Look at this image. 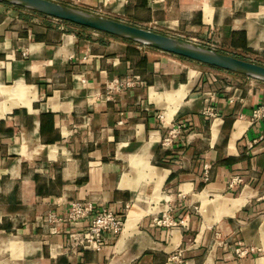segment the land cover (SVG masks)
I'll return each instance as SVG.
<instances>
[{"label":"crops","instance_id":"obj_1","mask_svg":"<svg viewBox=\"0 0 264 264\" xmlns=\"http://www.w3.org/2000/svg\"><path fill=\"white\" fill-rule=\"evenodd\" d=\"M52 1L264 65V0ZM21 12L0 9V264H264V82ZM72 200L93 214L53 231ZM103 207L121 236L72 246Z\"/></svg>","mask_w":264,"mask_h":264},{"label":"water","instance_id":"obj_2","mask_svg":"<svg viewBox=\"0 0 264 264\" xmlns=\"http://www.w3.org/2000/svg\"><path fill=\"white\" fill-rule=\"evenodd\" d=\"M14 6L42 13L55 19L85 26L108 34L131 39L144 46H152L163 52L207 63L212 66L241 73L252 79L264 82V65L231 54L200 46L186 40L162 35L150 29L127 24L114 18L91 13L79 8L52 0H0Z\"/></svg>","mask_w":264,"mask_h":264},{"label":"built area","instance_id":"obj_3","mask_svg":"<svg viewBox=\"0 0 264 264\" xmlns=\"http://www.w3.org/2000/svg\"><path fill=\"white\" fill-rule=\"evenodd\" d=\"M197 44V43H196ZM141 83V76L138 74L130 73L122 77H116L113 81L106 85L105 93L108 98L113 97L114 93L131 89ZM253 117L255 120L264 118V104H261L254 111ZM174 133L165 138L164 144H169L172 142ZM205 179H208V165L205 173ZM242 179L238 177L234 178L231 185L241 182ZM94 205L88 200H72L70 207L65 216H58L53 212H49L44 216V220L51 224V229L56 231L59 224L62 222L69 221L73 223H79L81 220L88 218L93 214ZM172 207H168L162 212L161 217H156L155 221L160 226H173L178 225L183 221H178L175 217L171 215ZM123 215L118 214L110 207H103L92 217V220L85 230H80V232H71L69 234V243L72 246H77L84 249H99L100 246L105 241V233H118L124 227Z\"/></svg>","mask_w":264,"mask_h":264},{"label":"rangeland","instance_id":"obj_4","mask_svg":"<svg viewBox=\"0 0 264 264\" xmlns=\"http://www.w3.org/2000/svg\"><path fill=\"white\" fill-rule=\"evenodd\" d=\"M4 8H8V9H10V10H12L14 13L15 12H18L19 10H24L25 12H21V13H25V15H28V16H32V17H36V18H39L40 16L41 17H43V18H48V19H46V20H49V22H51V23H53V24H55L56 26H58V25H61V30L62 31H65V32H75V31H79V32H81L82 30H83V32H87V31H90V32H101V31H98V30H95V29H90V28H86V29H83L82 27H80V25H78V24H73V23H67V22H65V21H63V20H60V19H55V18H53V17H49V16H47V15H44V14H42V13H37V12H34V11H31V10H28V9H26V8H19L18 6H14V5H12V4H9V3H7V2H1L0 1V9H4ZM77 8V7H76ZM85 11H88V12H91V13H96V11H92V10H85ZM27 12V13H26ZM20 13V14H21ZM97 14H99V15H102L100 12H98ZM103 16V15H102ZM67 23V24H66ZM64 24V25H63ZM89 34V33H88ZM187 41V40H186ZM188 42H191V43H194V44H196L197 43V45H200V46H205L206 47V45L204 44H200L199 42H192V41H188ZM209 48V47H208ZM212 49V48H211ZM221 51V50H220ZM219 51V52H220ZM221 52H223V51H221ZM225 53V52H224ZM190 60H192V59H190ZM195 61V60H194ZM198 62V61H197ZM203 66H205V67H207V68H213V69H224V68H222V67H216V66H212V65H210V64H207V63H201ZM224 70H227V69H224ZM230 71V70H229ZM171 215L174 217V215H173V213H172V211H171ZM162 216V213L158 216V217H161ZM123 218H124V221H126V215L124 214L123 215ZM176 218V217H175ZM177 219V218H176ZM154 220H156L155 218H154ZM173 226H176V225H173ZM123 230H121L120 232H118L117 233V235H120V234H122L121 232H122ZM121 236V235H120ZM244 250L243 249H241L240 250V248H237L236 249V253H237V255L239 256V257H242L243 256V254H244Z\"/></svg>","mask_w":264,"mask_h":264},{"label":"bare ground","instance_id":"obj_5","mask_svg":"<svg viewBox=\"0 0 264 264\" xmlns=\"http://www.w3.org/2000/svg\"><path fill=\"white\" fill-rule=\"evenodd\" d=\"M133 219H134V218H133ZM125 222H126V221H125ZM124 225H125V223H124ZM123 228H124V227H123ZM130 228H131V227H130ZM128 229H129V228H128ZM122 230H123V229H122ZM129 230H130V229H129ZM130 236H131V235H130ZM128 237H129V236H128V233L125 231V235H124V237L122 238V240H123L122 242H125V241L129 240ZM140 238H141V237H140ZM119 245H120V244H119Z\"/></svg>","mask_w":264,"mask_h":264},{"label":"trees","instance_id":"obj_6","mask_svg":"<svg viewBox=\"0 0 264 264\" xmlns=\"http://www.w3.org/2000/svg\"><path fill=\"white\" fill-rule=\"evenodd\" d=\"M19 8L21 9V8H23V7H19ZM65 22H66V21H65ZM67 23H69V22H67ZM80 27H82L83 29H86V28H87V27H85V26H81V25H80ZM126 40H127L128 42H130V41L135 42V41H133V40H131V39H130V40H129V39H126ZM136 43H137V42H136ZM138 44H139V43H138ZM140 45H141V44H140Z\"/></svg>","mask_w":264,"mask_h":264}]
</instances>
